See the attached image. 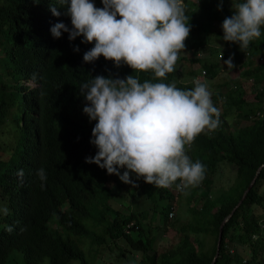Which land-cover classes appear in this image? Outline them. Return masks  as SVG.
Here are the masks:
<instances>
[{"label":"clouds","instance_id":"9594fccd","mask_svg":"<svg viewBox=\"0 0 264 264\" xmlns=\"http://www.w3.org/2000/svg\"><path fill=\"white\" fill-rule=\"evenodd\" d=\"M206 1L28 0L22 25L0 18V161L10 166L0 175V195L12 211L29 215L38 210L45 217L48 236H57L61 244L53 243L47 255L32 253L24 234L27 218L2 219L0 203L4 230L0 264H7L18 238L30 254H24L28 264L44 259L46 264H100L103 245L123 259L121 264L124 258L129 264L127 256L138 254L126 238L137 242L146 232L155 236L156 245L160 231L172 229L176 218L182 221L180 210L187 217L186 189L203 179L205 169L200 161L191 160L186 146L220 125L209 91L218 83L212 84L215 77L207 76L206 70L220 62L234 67L241 56L227 55L234 49L230 43L246 50L260 40L264 26V0H230L224 9L219 0V17L213 23L214 34H209L218 47L213 53L204 51L206 41L189 47ZM5 3L0 0V7ZM66 46L78 57L73 63L65 59ZM29 50L36 56L19 67L10 58L27 56ZM102 56L116 69L108 78L97 75L88 82L89 63ZM262 60L259 54L258 61ZM62 67L80 70L81 75L75 77ZM47 105L52 112L46 113ZM81 127L73 136L81 164L75 174L87 180L89 189L47 162L35 164L32 155L43 147L48 158L60 149L63 138ZM19 129L26 133L27 143L18 138ZM73 149L62 159L66 166L72 165ZM92 189L100 196L99 204L106 206L111 224L120 230L116 239L94 244L96 254L82 241L77 248V238L67 227L68 215L80 208ZM152 194L166 200L164 210L156 211V203L148 200ZM46 240L39 243L44 252L49 247ZM107 260L110 264L113 258Z\"/></svg>","mask_w":264,"mask_h":264},{"label":"trees","instance_id":"16d2710c","mask_svg":"<svg viewBox=\"0 0 264 264\" xmlns=\"http://www.w3.org/2000/svg\"><path fill=\"white\" fill-rule=\"evenodd\" d=\"M218 1L207 0L202 4L199 13L201 15L192 29V40L188 43L189 47L196 48L201 42L205 44L207 35L213 33L212 30L215 29L213 23L220 13L217 8ZM229 1L223 0V9ZM5 2L4 7H0V18L5 16L2 22L10 21L22 25L26 20L24 11L28 7V0H5ZM262 28V39L257 40L254 45L250 44L246 49L250 53L246 60L248 65L241 73L244 78L252 77L249 87L254 101L250 102L244 98L245 90L238 87L244 85V82L234 79L232 83L238 86L232 84L235 89L227 88L224 93L222 124L220 123L214 132L201 133L189 148L188 152L192 161H200L205 171L203 179L196 186L186 189L187 217L185 221H179L176 218L171 224L174 231L172 235L174 242H169L166 247H158L157 239L155 245V236H149L146 232H142L143 238H139L140 241L137 242L126 238L138 254L135 257L133 254L127 256L130 260L129 264H135L133 260L138 264H210L220 222L240 199L242 191L257 171L258 174L252 187L222 225L218 256L213 264H264V190L260 191L264 183V26ZM200 33L202 34L199 36ZM230 47L240 46L230 43ZM257 50L263 56V60L256 63L252 56ZM64 53L69 63L78 59L70 46H66ZM35 56L36 53L29 50L27 56L13 54L10 58L19 67L25 59ZM239 63H243L242 60ZM89 64L91 75L88 82H91L92 78L97 75L108 78L110 72L116 69L112 61L105 60L103 56ZM60 69L70 70L75 77L81 75V71L75 68L62 67ZM221 87L218 85L210 88L215 93ZM216 98L212 94L211 99L217 100ZM232 108L242 120L250 121L248 125L239 127L233 132L227 128L228 121L223 119L227 111ZM52 110L53 108L47 105L46 113ZM64 110L71 115L72 123L76 124L77 121L72 115L71 108L66 107ZM81 129L82 127L75 134L63 138L60 149L48 155V158L45 157L43 147L34 149L32 155L35 164L47 162L74 183H81L89 189L87 180H80L75 174L81 168V164L79 144H75L73 136L79 134ZM18 132V138L26 140L27 143L26 133L21 129ZM21 146L25 147L24 143ZM73 147L72 165L66 166L62 159ZM223 164H227L229 168L233 167L232 182L227 187L213 188L212 177ZM9 167L8 163L0 161V175ZM99 197L95 189L90 190L89 196L83 199L80 208L74 214L68 215L67 222L68 229L77 238L74 245L78 248L79 245L82 246V241L86 245L85 248L95 254L99 249L93 247L94 244L103 243L109 239L114 240L120 235V230L110 222L106 206L99 204ZM0 203L4 209L2 219L10 220V217L14 219V216L27 218V231H24V234L29 241L28 248L32 253L37 256L47 255L53 243L61 245L55 239L57 236H48L44 227L45 217L38 210L35 214L29 215L20 214L15 209L12 211L1 195ZM3 233L4 230L1 229V237ZM42 239H47L49 244L46 252L42 251L39 245ZM208 239H212V243L206 247ZM22 245L20 238L16 239L14 250L21 252L23 263L28 264L24 254L29 256L30 254L28 249ZM61 251H65L63 245ZM137 256L139 258H136Z\"/></svg>","mask_w":264,"mask_h":264},{"label":"rangeland","instance_id":"374dc122","mask_svg":"<svg viewBox=\"0 0 264 264\" xmlns=\"http://www.w3.org/2000/svg\"><path fill=\"white\" fill-rule=\"evenodd\" d=\"M217 47H218V44L216 42L215 36L209 35L207 37V39H206V46H205L204 51L205 52H212L213 53ZM256 53H258V51H256ZM254 59L256 61H258V55L255 56ZM183 68L184 69L187 68V62H186V60L184 61ZM240 74H241V72L238 75H240ZM227 77L230 78V75L227 72H225L224 74H221V75H217L215 77V79L212 80V84L220 83L221 81H224ZM220 90L222 91L223 89L221 88ZM215 94L217 95L218 93H215ZM245 98L247 100H253V97H252L251 94H245ZM226 118L229 119V120H231L230 123H229V125H228V129L229 130H234L238 126H242L243 124H245V122H242V121L239 124H236L235 123V119H237L236 116H232V118H231V115H227ZM233 177H234V169H233V167L230 166V168H229L227 164L221 165L220 168H218L216 170V172L214 173V175L212 177L213 178V188L227 187L232 182ZM262 190H264V183H263V186L260 188V191H262ZM148 200L151 201V203H156V211H158V212L164 210L165 207H166V204H167L166 203V200L165 199H160L157 194H156V196L154 194H152L148 198ZM182 200H185V198L182 197ZM108 203H109V205L113 209H117V210H119V211L122 212V210L119 209L118 204L115 203L114 201L109 200ZM180 208H181V205H179V209L178 210H180ZM161 216L162 215L160 213V217ZM179 216H180V220H182V221H185L186 220V213L183 210H180L179 211ZM226 216L223 219H225ZM2 224H3V222L0 221V228H1ZM171 233L174 234V231H173V229L169 228V230H167L164 234L161 231L157 234L158 247H166L168 245V243L173 240V238H170ZM206 243L207 244H211L212 243V239H208L206 241ZM103 247L105 248V253L104 252H99L100 264L102 262H105V264H107V262H108L107 256H111L113 258V260H111V263L110 264H121L120 262L123 260L122 258L115 257L114 252L110 253V250L105 245H103L100 248H103ZM124 260H125V263L124 264H126V259L124 258ZM21 262H22V255H21V253L18 252V251H16V250H11L10 253H9L8 260H7L6 263L7 264H15V263L16 264H19ZM40 264H46V260L45 259L42 260V262Z\"/></svg>","mask_w":264,"mask_h":264},{"label":"crops","instance_id":"0c3cea01","mask_svg":"<svg viewBox=\"0 0 264 264\" xmlns=\"http://www.w3.org/2000/svg\"><path fill=\"white\" fill-rule=\"evenodd\" d=\"M262 29L263 28H261V32L263 34V30ZM259 39H262V37H260ZM249 54L250 53H248L247 50L241 51L240 47L234 48L230 52H227V55H239V56H241V60H242L243 63L233 62L234 67L231 68V67H228L225 64V62H220V63H216V64H211L210 66H208V68L206 70L207 76L216 77L217 75L224 74L225 72L229 73V75H230V78L227 77L224 81H221L220 83H218V85H221L222 86L221 88L223 90L221 91L220 90L221 88L219 90H217V91H219V92H215V93H218L217 95L212 91V88H209V91L213 94V97L214 98H215V96L217 97L216 98L217 100H213L212 99V102H213L214 106L217 107L218 110H219V117H220V123L221 124H222V103L225 100L224 93L227 91V88L235 89V86L234 85L238 86L236 83H232V81L234 79H237V80H239L241 82H244V85L238 86V87H240L242 90H245V94H251L252 97H253V94L250 92V87H249V84L252 82V77L244 78V77L241 76V74L238 75L240 72L242 73L243 70L247 68V65L248 64H246V60H247V57H249ZM259 54L260 53H255L252 56L253 59H254L255 56H257ZM255 62L257 63L259 61H256L255 60ZM222 84H227V85H222ZM232 84H234V85H232ZM245 94H244V98H245ZM248 101L253 102L254 101V97H253V100H248ZM227 115H231V118H232V116H236L237 117V119H235V123L236 124H239L241 121L242 122H245V124H243L242 126H238L237 128L243 127V126L248 125L250 123V121L242 120L239 117V115L236 114V110L234 108H232L231 110L227 111L226 115L223 116V119L228 121V125H229V123H230L231 120H229V119L226 118ZM228 125H227V128H228ZM237 128H235L234 130H230V131L233 132ZM188 149L189 148H187V146H186V150H188Z\"/></svg>","mask_w":264,"mask_h":264},{"label":"water","instance_id":"95a60500","mask_svg":"<svg viewBox=\"0 0 264 264\" xmlns=\"http://www.w3.org/2000/svg\"><path fill=\"white\" fill-rule=\"evenodd\" d=\"M258 174V171L255 172V174L253 175V177L251 178V180L249 181V183L247 184V186L245 187V189L242 191L241 197L240 199L237 201V203L234 205V207L230 210V212L228 213V215L226 216L225 219H223L221 221V223L219 224V228H218V232H217V237H216V243H215V251H214V255L212 257V260L210 262V264H213L214 260L216 259V255L218 254V247H219V242H220V237H221V227L223 225V222H225L233 213L234 209L241 203L242 199L244 198V196L246 195V193L249 191V189L252 187L255 178Z\"/></svg>","mask_w":264,"mask_h":264}]
</instances>
